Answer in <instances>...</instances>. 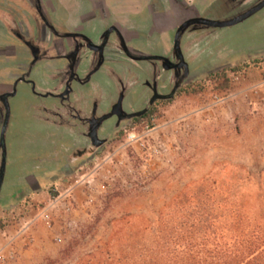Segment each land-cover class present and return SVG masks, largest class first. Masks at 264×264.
Wrapping results in <instances>:
<instances>
[{"label":"rangeland","instance_id":"obj_1","mask_svg":"<svg viewBox=\"0 0 264 264\" xmlns=\"http://www.w3.org/2000/svg\"><path fill=\"white\" fill-rule=\"evenodd\" d=\"M222 12L217 5L205 17L223 21ZM191 32L182 40L186 59L194 70L187 42L199 40L204 70L69 175L55 170L78 148L77 128L46 121L45 91L18 86L9 100L3 196L23 193L0 202V264H142L163 221L180 238H202L204 222L233 220L243 204L260 216L264 55L249 54L264 47V10L234 28ZM98 86L75 97L83 115L110 109L106 86ZM30 178L42 181L37 192L25 190ZM198 222L201 230L191 227Z\"/></svg>","mask_w":264,"mask_h":264},{"label":"water","instance_id":"obj_2","mask_svg":"<svg viewBox=\"0 0 264 264\" xmlns=\"http://www.w3.org/2000/svg\"><path fill=\"white\" fill-rule=\"evenodd\" d=\"M77 1L87 12L96 3L102 8L101 18L97 23L85 26V30L67 32L62 36L69 41L83 39L88 42H50L57 47L58 58L65 61L59 64L47 61L45 87L40 78H35L37 83L33 86L36 94L45 91L46 121L53 120L59 123L58 126L78 130V148L67 155L61 167L55 170L63 175L74 173L77 167L94 159L116 132L131 125L135 118L144 117L157 101L173 100L195 74L204 70L197 65L200 56L206 52L199 47V40L190 39L187 42V52L192 57L194 70L186 59L182 40L190 29L189 38L198 35L193 32L203 29L234 28L264 10V0H213L203 7L194 6L186 0H149L153 14L146 16L143 24L156 31H172L171 48L167 50L160 42L159 34L155 38L145 35L139 40L135 32H130L129 36L134 42H128L115 24L105 26L104 0ZM217 5L223 11V21L205 17ZM131 44L139 45L140 49L132 48ZM262 48L252 51L249 56L264 55ZM173 72L175 76L166 79ZM93 83L105 85L113 102L106 113L100 114L98 105L94 111L83 115L74 100L82 89H88ZM14 95L7 94L1 97L0 102V147L3 153L0 157V202L19 199L23 193L13 198L3 196L7 175L5 138L10 116L9 100ZM36 180L30 178L26 184ZM34 184L37 189L38 185Z\"/></svg>","mask_w":264,"mask_h":264},{"label":"flooded vegetation","instance_id":"obj_3","mask_svg":"<svg viewBox=\"0 0 264 264\" xmlns=\"http://www.w3.org/2000/svg\"><path fill=\"white\" fill-rule=\"evenodd\" d=\"M47 1L0 0V102L7 94L16 96L20 85L33 89L35 78H40L45 87L47 61H65L58 58L57 47L50 42H88L64 39V33L51 23ZM161 102L157 101L149 113ZM149 113L131 124L145 120Z\"/></svg>","mask_w":264,"mask_h":264},{"label":"trees","instance_id":"obj_4","mask_svg":"<svg viewBox=\"0 0 264 264\" xmlns=\"http://www.w3.org/2000/svg\"><path fill=\"white\" fill-rule=\"evenodd\" d=\"M153 115L154 110L145 119ZM262 199L260 216L248 213L243 204L233 220L204 222L202 238L184 236L187 231L180 238L175 228L163 221L152 243L154 248H145L142 264H264V195ZM191 227L201 230L199 222Z\"/></svg>","mask_w":264,"mask_h":264},{"label":"crops","instance_id":"obj_5","mask_svg":"<svg viewBox=\"0 0 264 264\" xmlns=\"http://www.w3.org/2000/svg\"><path fill=\"white\" fill-rule=\"evenodd\" d=\"M104 2L105 26L115 24L127 37L128 42H134L129 36L130 32H135L136 38L139 40L143 39L145 35L155 38L156 34H159L160 42H163V46L170 50L172 35L170 29L163 32L161 30L156 31L153 27L148 28L143 24L142 20L153 14L149 0H104ZM47 5L51 23L61 33L85 30V26L88 25L89 27L97 23L102 14V8L96 3L93 4V8L89 12L77 0H49ZM131 47L140 49L137 44H131ZM41 182L39 180L32 181L26 184L25 190L32 193L38 191L41 189ZM34 183L38 185L37 189L34 188Z\"/></svg>","mask_w":264,"mask_h":264}]
</instances>
